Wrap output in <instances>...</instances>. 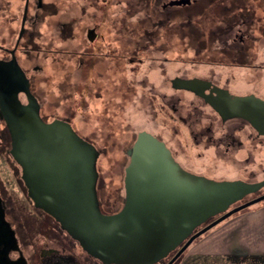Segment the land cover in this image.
I'll return each instance as SVG.
<instances>
[{"label":"flooded vegetation","instance_id":"1","mask_svg":"<svg viewBox=\"0 0 264 264\" xmlns=\"http://www.w3.org/2000/svg\"><path fill=\"white\" fill-rule=\"evenodd\" d=\"M67 1L71 2V10L79 5L76 4L77 0ZM106 1L103 0V4ZM115 1V10L117 14H121L120 17H123L125 12H134L139 23L143 20L150 23L153 17L158 16L159 25L162 24L169 34L171 33L172 13L178 12L181 16L178 23L180 38L185 41L189 40L190 43L191 40L194 41V59L198 61V65H210L206 73L202 71L190 74L183 72L168 79L161 74L164 80L158 85L162 87V91L156 95L149 94L148 105L150 104L149 107L152 108L154 114H161L164 120L178 123L180 128L175 129L169 138L150 130L145 131L163 141L174 160L188 172L196 174L194 167L199 165L196 164L197 159L207 157L208 162L212 159L221 161V166L232 163L242 165L244 172L249 176L253 175L254 171L246 169L245 164L252 156H255L257 151L261 153L264 150V135L258 134L243 118H222L203 97L189 89L174 87L172 80L175 78L196 79L202 82L201 86L203 85L197 89L203 90L205 94L210 92L215 94L214 89H220L229 92L232 96L254 95L264 100V0H151V3H143V0ZM64 4L67 3L61 4V0H0V91L4 94L15 91L18 100L26 104L25 87H27L29 93L36 98L39 104V115L45 122L54 119L68 122V117H58L52 111L44 112L42 101L32 91L37 74L44 72V65L33 64L30 68H25L22 59L26 58L27 52L31 51H34L37 61L46 50L56 52L53 48L41 47L44 23L58 31L66 24L72 29L76 28L78 20L73 17L74 14L69 16L66 22H59L55 18L60 11V5ZM79 7L82 11L85 6L80 5ZM210 8L216 11L214 23L206 26L200 24L201 30L198 26L194 29V24L190 23L192 14L189 15V12L195 11L198 14ZM117 21L119 23L118 19ZM97 26L98 23H85L82 26L85 42L89 45L96 40ZM116 26V28L123 27L117 23ZM146 28V26L141 28L138 26L141 32L139 31L140 35L135 37V42L138 44L140 40L147 38V43H151L149 48L151 51L135 56L136 65L139 66L141 60L166 61L171 59L170 52H156V49H159V46L154 45L157 35L155 32H148ZM52 34L54 36L53 30ZM74 37V34L67 37L66 43ZM186 44L184 48L187 49ZM103 45L108 44L103 43ZM89 48L91 47L87 49ZM87 49L78 52L75 49L65 48L63 52L68 56L77 54L81 61L83 55L88 56L87 58L95 56L96 52ZM57 50L60 51L61 48ZM119 54L114 53L117 56L115 59L122 56ZM100 55L108 59L113 58L104 52ZM128 57L130 61H133L132 56ZM150 65L146 64L147 70ZM216 66L217 71L214 69ZM221 67L226 70H222ZM254 78L255 85L251 82ZM146 80L147 75L141 77L137 85L145 86ZM185 139L189 140L190 146L187 147ZM133 142L125 148L126 157L122 164L123 170L129 162V150ZM9 149L10 135L0 114V154L19 188H24L20 179V167L10 156ZM105 151L106 146L103 147V153ZM261 189L253 193L248 200L264 194ZM97 196L102 212H114L118 209V203L120 201L123 203V199L119 202L116 199H99L98 190ZM244 198L233 206L247 201ZM13 204L14 200L0 178V264H103L83 251L52 217L33 207L39 221L49 227L48 234H42V237L50 242L46 246L49 251H44V254L50 257L48 260L50 259L51 262H43L41 249H37L32 243L26 228L23 227L25 221ZM206 232L194 239L172 264H179L195 242ZM175 252L176 250L153 264H167Z\"/></svg>","mask_w":264,"mask_h":264},{"label":"water","instance_id":"2","mask_svg":"<svg viewBox=\"0 0 264 264\" xmlns=\"http://www.w3.org/2000/svg\"><path fill=\"white\" fill-rule=\"evenodd\" d=\"M172 83L203 97L222 118H243L264 135L263 99L232 96L220 89L205 94L197 89L203 85L196 79L175 78ZM25 89L26 104L15 91H0L9 154L20 167L25 194L34 208L52 217L83 251L103 264H153L176 250L167 262L172 264L194 239L264 200L262 194L233 206L264 187V178L246 182L193 174L174 160L163 141L142 130L129 150L122 206L104 213L96 190L99 150L67 121L45 122L36 98Z\"/></svg>","mask_w":264,"mask_h":264},{"label":"rangeland","instance_id":"3","mask_svg":"<svg viewBox=\"0 0 264 264\" xmlns=\"http://www.w3.org/2000/svg\"><path fill=\"white\" fill-rule=\"evenodd\" d=\"M63 3L67 4L60 5V11L55 18L59 22H66L69 16L74 14L73 17L78 20L76 28L72 29L66 24L58 31L44 23L41 47L53 48L56 52L46 50L43 55H40L38 61L34 51L27 52L26 58L22 59L23 66L30 68L33 64L44 65V72L36 76L32 88L33 93L42 101L44 112L52 111L58 117H68V122L75 132L99 150L97 159L99 199L113 200L117 197L119 201L124 197L122 164L126 157L125 148L133 142L136 133L144 129L169 138L175 129L180 128L178 123L164 120L161 114H154L152 108L149 107L150 104L148 105V97L162 91V87L158 84L162 83L164 77L168 79L183 72L190 74L202 71L206 73L210 65H198V61L194 59V41L191 40L190 43L189 40L185 41L180 38L178 23L181 16L178 12L172 13L171 33L169 34L162 24L159 25L158 16L153 17L150 23L144 20L139 23L134 12H125L123 17H120L121 14H117L115 10V0H107L104 4L103 0H77L76 4L79 5L72 10L70 9L71 2L61 0V4ZM143 3H151V0H143ZM80 5L85 6L84 10L81 11ZM255 9L258 14L257 7ZM190 14H192L191 25L194 24V29L198 26L201 30L200 24L206 26L214 23L216 11L210 8L202 13L197 14L194 11L189 12ZM85 23H98L95 29L96 40L90 45L84 39V27L82 26ZM116 23L123 27L116 28ZM138 26L140 28L146 26L148 32H155L157 40L154 45L159 46L156 52H170L171 59L166 61L141 60L140 65L137 66V55L151 51L149 50L151 43H147V38L140 40L138 44L135 42L136 36L140 35L139 31L141 32ZM194 33L196 35L195 30ZM73 34L75 35L73 40L66 43V38ZM103 43L108 45H103ZM185 43H187V49L184 48ZM95 46L98 47L95 48ZM88 47L91 48L87 49ZM59 48H61L60 51L57 50ZM65 48L75 49L78 52L87 49L96 54L89 56L90 58L83 55L80 61L77 54L68 56L63 52ZM99 52L100 54L104 52L114 59L104 58L105 56L100 55ZM116 52L122 54L118 56L120 57L118 59H115L117 56L114 53ZM129 55L132 56L133 61L129 60ZM148 63L151 64L149 70L146 69ZM214 69L217 71V66ZM221 69L226 70L224 67ZM161 74H164V77ZM145 75H147L146 85L138 86V80ZM251 82L255 85V78ZM185 141L187 147L190 146L189 140L185 139ZM105 146L106 151L103 153ZM208 159L207 157L197 159L196 164L199 165L194 167L196 174L214 180L241 179L246 182H256L264 177V150L261 153L257 151L255 156L246 162V169L254 171L250 176L244 172L242 165L232 163L221 166V161H216L214 158L215 160L208 162ZM0 178L14 200L13 206L25 221L23 227L26 228L32 243L37 249H41L43 262L50 263V259L48 260L50 257L44 254L49 251L46 246L50 242L42 237V234H48L49 227L39 221L32 203L25 194V188H19L1 154ZM261 191L264 192V187ZM252 195L253 193L246 195L244 199L248 200ZM262 207H264V200L232 214L215 225L195 242L179 264H201L194 252L197 244L216 242L221 235L234 230L240 238H245L244 235H248L255 223L254 217L249 218L251 212ZM236 242L244 243L242 240ZM233 260L234 264H260V261L255 258H232ZM218 262L215 260L212 263L217 264ZM206 264H211V262Z\"/></svg>","mask_w":264,"mask_h":264},{"label":"crops","instance_id":"4","mask_svg":"<svg viewBox=\"0 0 264 264\" xmlns=\"http://www.w3.org/2000/svg\"><path fill=\"white\" fill-rule=\"evenodd\" d=\"M251 217H254L255 223L248 235H244L245 238H240L234 230L221 235L216 242L197 244L194 251L196 259H199L201 264L207 262L213 264L215 260L219 261L217 264H234L235 261H232V258L247 259L248 257L255 258L260 261V264H264V207L251 212L249 218ZM238 240L244 243H237Z\"/></svg>","mask_w":264,"mask_h":264},{"label":"trees","instance_id":"5","mask_svg":"<svg viewBox=\"0 0 264 264\" xmlns=\"http://www.w3.org/2000/svg\"><path fill=\"white\" fill-rule=\"evenodd\" d=\"M122 199H123V198H120L119 201L122 200ZM117 200H118V198L116 197V201H117ZM119 201H118V202H119ZM120 202H121V203H120ZM120 202L118 203L119 206H118V209H117L116 211H118V210L121 208V206H122V201H120ZM116 211H114V212H116ZM114 212H104V213H114Z\"/></svg>","mask_w":264,"mask_h":264}]
</instances>
